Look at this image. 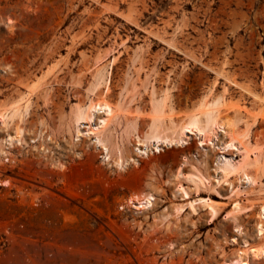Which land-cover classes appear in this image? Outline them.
I'll return each instance as SVG.
<instances>
[{
	"label": "rangeland",
	"instance_id": "rangeland-1",
	"mask_svg": "<svg viewBox=\"0 0 264 264\" xmlns=\"http://www.w3.org/2000/svg\"><path fill=\"white\" fill-rule=\"evenodd\" d=\"M115 54L107 96L119 106L105 131L108 158L95 134L85 132L87 124L76 137L70 108L85 96L95 68ZM126 71L135 84L119 96ZM41 75L22 122L26 143L11 148L9 161L0 157V227L11 238L0 264L40 261L44 248L55 264H224L243 248V238L258 240L264 186L219 169L220 141L200 144L196 131H186L182 145L149 140L141 146L137 132L147 130L149 81L159 88L168 75L167 133L212 87L207 98L221 93L225 100L220 117L238 118V131L248 122L249 139L264 150V0H0V99ZM181 162L196 175L179 180L182 195L174 193L172 178ZM239 184L244 191L236 190ZM134 192H151L154 207L134 211L128 202ZM234 200L247 209L232 220ZM204 201L219 207L215 216ZM177 203L185 205L177 218L150 226ZM22 211L25 238L15 228ZM235 225L242 232L233 242ZM49 228L55 229L51 246L31 238ZM250 260L264 264L262 256Z\"/></svg>",
	"mask_w": 264,
	"mask_h": 264
},
{
	"label": "bare ground",
	"instance_id": "bare-ground-1",
	"mask_svg": "<svg viewBox=\"0 0 264 264\" xmlns=\"http://www.w3.org/2000/svg\"><path fill=\"white\" fill-rule=\"evenodd\" d=\"M138 56V52L134 51L129 59V65L127 64L128 68L131 67L132 69L134 62L136 59H138ZM100 58L98 59L99 61ZM116 58L117 55L115 54L114 56L110 57L106 63L98 65L95 68L91 74V80L89 82L88 88L85 91V96L78 99L77 102L70 108V114L72 117V122L74 123L73 126L75 128L76 137L79 138V134L83 133L80 128V124H84V126L87 124L88 129L85 130V132H93L95 134L96 140L102 142V146L104 148L103 150L106 151L105 155L108 158L110 157V150L107 147L105 131L119 106V102H112L107 96L110 83V68ZM4 71L7 72L8 69L5 68ZM137 71L139 72L138 68L133 71V73H137ZM50 73L51 68H48L44 70L43 75L46 76ZM215 74L222 77V74L219 71L215 72ZM43 75L24 83L16 96L7 97L4 100L0 99V129L3 133L2 137H0V157L4 161L10 160L9 155L11 154V148L15 146H23L26 143L23 138L24 127L22 126V122L27 115L32 103L31 96L41 87ZM124 75L125 76L123 77V84L120 87L119 96L127 84H130L132 87L135 84L134 81H132L131 75L128 71L124 72ZM146 75L150 74H145V76ZM167 78L168 75L164 80L163 86H160L159 88H155L154 84L149 81L151 93V104L149 106L150 117L148 118V122L146 124L147 130L143 131L142 129L141 131L137 132L138 144L143 146L146 145L149 140H155L161 141L168 146L173 144L182 145L186 140L184 137H182L184 133L186 131H196V133L201 137L200 144L203 142L211 143L214 139L220 141L217 145L222 152L219 155L221 162L218 167L225 175L230 173L239 174V178L245 180L248 185L257 184L259 186H264V182L260 179V177L264 175L263 147H261V145L256 142L257 140L251 141L249 139L250 124L248 122L245 123L242 131H238L236 129V124L239 121L238 118L234 119L220 117V109L224 105L225 100L221 93L213 95L210 94V97L207 98L208 94L212 90V87H209L206 90V92L200 97L195 110L186 114L184 120L178 123L176 129H173L170 133L166 132L165 128L163 127L164 118L162 115L169 113L171 110V86L169 83L170 81L167 80ZM225 80L231 85L239 86L237 83L226 77ZM242 89L245 92L250 93L254 98L259 99V97L249 89ZM47 90L48 89L44 90L45 95ZM94 111L98 113L101 112L102 115L97 114L96 112L94 113ZM255 118L256 117L253 116V121H255ZM168 119H171V117L169 116ZM92 120L94 121L92 122ZM43 122L44 121L40 122V125H42ZM134 130L135 128L133 127L131 131L133 132ZM6 156L7 158H5ZM126 158L128 159L129 156ZM119 160H121V156L117 155L114 159V162L118 163ZM182 164L183 163L181 162V164L174 170L172 174L173 182L178 183L174 193L181 195L184 192V188L179 184V180L181 178L192 179L194 176H196L192 172H184L182 170ZM58 165L62 166L63 164L58 163ZM240 186L241 184L237 185L236 190L244 191ZM158 188L160 187L158 186ZM135 191L137 190L135 189ZM128 202L129 205L134 208V211L142 212L152 209L155 203L154 196L151 192H134V194L129 197ZM204 203H206L208 207L207 213L209 216H215L219 210V207L211 201H204ZM184 207V204H173L171 207L167 208V211H162L159 214L154 215L153 222L150 226L153 227L162 225L166 221L168 215L171 214H174L177 218V216L184 210ZM190 208L191 205L189 209ZM245 209H247L245 205H243L238 200H234L232 208L228 212L230 214V218L234 220L237 214ZM259 209L258 219L254 225L255 236L258 237V240L249 241L247 238H243V248L240 249V252H236L232 257H229L227 261L224 262V264H251V258L257 259L261 256L264 257V200L261 201ZM193 210L190 211L194 212ZM170 222L171 221L166 223V226H168ZM173 224L176 225V221L173 222ZM233 232L234 234H232V241L235 242L238 239V235H240L242 232L240 226L235 225ZM149 239L152 238L149 236ZM166 247L167 249L172 248L173 243L168 242Z\"/></svg>",
	"mask_w": 264,
	"mask_h": 264
},
{
	"label": "built area",
	"instance_id": "built-area-1",
	"mask_svg": "<svg viewBox=\"0 0 264 264\" xmlns=\"http://www.w3.org/2000/svg\"><path fill=\"white\" fill-rule=\"evenodd\" d=\"M21 217H18L19 220L17 221L15 228L18 231L17 234L25 238L27 236L25 233V221H26L25 211H22ZM9 230L10 229L6 228L5 226L0 227V262L3 260H6L7 258V253H6L7 248L6 247L11 239L8 234ZM54 232H55V229L49 228L44 231V236L46 237L33 235L31 238L36 243H42L43 247L45 244H48L49 246H51L50 244L52 242L51 238ZM11 233L14 234L12 231ZM41 263L42 264H55L53 252L49 248H44V250L41 251L40 261L38 260L34 263H30L27 259H25L23 264H41Z\"/></svg>",
	"mask_w": 264,
	"mask_h": 264
}]
</instances>
